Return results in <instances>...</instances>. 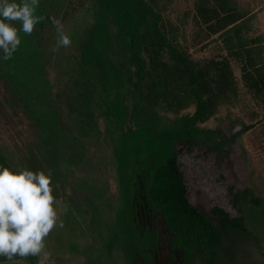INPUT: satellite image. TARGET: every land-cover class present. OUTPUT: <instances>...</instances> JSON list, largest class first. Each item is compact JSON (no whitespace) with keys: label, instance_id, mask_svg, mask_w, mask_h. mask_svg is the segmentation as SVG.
<instances>
[{"label":"rangeland","instance_id":"374dc122","mask_svg":"<svg viewBox=\"0 0 264 264\" xmlns=\"http://www.w3.org/2000/svg\"><path fill=\"white\" fill-rule=\"evenodd\" d=\"M144 1L167 40L158 45L147 40L150 27L140 28L145 75L136 111L126 24L116 16L106 14V46L122 83L90 63L98 0H39L45 19L31 35L19 32L11 59L0 50L1 165L53 173L63 227L46 237L44 264H184L145 203L165 143L140 123L171 133L195 112V94L205 103L198 143L190 152L181 141L171 146L188 199L209 217L215 206L241 216L247 233L228 244L232 263L264 264V0ZM53 17L71 38L67 48L56 46ZM231 192L241 193L237 204ZM191 264L201 263L192 255Z\"/></svg>","mask_w":264,"mask_h":264},{"label":"trees","instance_id":"16d2710c","mask_svg":"<svg viewBox=\"0 0 264 264\" xmlns=\"http://www.w3.org/2000/svg\"><path fill=\"white\" fill-rule=\"evenodd\" d=\"M98 2L100 5L99 18L91 36L93 39L91 50L94 52L93 55L95 54L98 58L91 57L90 63L95 59L100 65L103 78H106L110 72L112 80L118 77L119 80L116 82L122 83L123 73L116 69L108 59L106 46L108 39L106 14L116 16L126 24L127 31L125 33L128 45L125 47L130 53L131 64L134 68L133 76L136 78L131 89V95L136 101V107H134V111H136L141 102L137 92L141 89L145 75V60L141 56L143 47L140 28H146V26L151 28L152 34L147 40L158 41V45L166 44L167 39L158 29L159 15L144 0H98ZM170 50L172 53H177L171 47ZM188 73L192 78V73ZM116 86L115 83L114 88H117ZM195 97L197 99L195 112L190 117L181 120L182 124L178 128H174L171 133L155 130V125L153 126L147 120L140 123V129L144 131L145 136H151L153 142L165 143L164 149L159 152V155L162 156H159L155 166L149 171L144 186L145 203L150 212L157 214L154 216L161 217L170 236L169 245L184 253V264H191L192 255H195L201 264H233L228 244L231 240L238 239L247 233V227L242 217H231L217 206L210 210L211 217H209L203 210L192 205L187 195L179 150H173L171 147L181 141L186 144L183 150L190 152L198 143L192 139L201 132L195 127V124L202 120L205 103L197 94ZM162 151L164 152L162 153ZM144 152L147 154L148 150H144ZM231 195L232 202L237 204L240 201L241 193L231 192ZM152 236L149 234V239ZM28 258L33 264H39L35 256Z\"/></svg>","mask_w":264,"mask_h":264},{"label":"clouds","instance_id":"9594fccd","mask_svg":"<svg viewBox=\"0 0 264 264\" xmlns=\"http://www.w3.org/2000/svg\"><path fill=\"white\" fill-rule=\"evenodd\" d=\"M38 7L39 0H0V50L5 61L21 45L19 32L31 35L45 19L36 14ZM52 24L57 30V48L69 47L71 38L60 21L53 17ZM52 176L51 169L0 165V257L10 264H19L16 257L26 260L29 256L39 257V264H44L46 237L54 228L63 227L55 207Z\"/></svg>","mask_w":264,"mask_h":264}]
</instances>
